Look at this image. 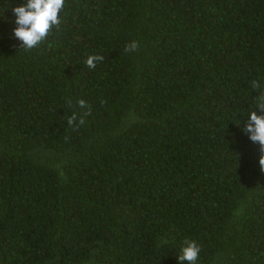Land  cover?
Instances as JSON below:
<instances>
[{
	"label": "trees",
	"instance_id": "1",
	"mask_svg": "<svg viewBox=\"0 0 264 264\" xmlns=\"http://www.w3.org/2000/svg\"><path fill=\"white\" fill-rule=\"evenodd\" d=\"M26 3L0 0V264H264V0H66L28 51Z\"/></svg>",
	"mask_w": 264,
	"mask_h": 264
},
{
	"label": "clouds",
	"instance_id": "2",
	"mask_svg": "<svg viewBox=\"0 0 264 264\" xmlns=\"http://www.w3.org/2000/svg\"><path fill=\"white\" fill-rule=\"evenodd\" d=\"M66 7V0H27L23 6L15 7L12 11L16 16L14 29V37L21 42L20 47L26 51L38 48L52 34L54 29H58L62 23L61 13ZM140 48V44L133 40L125 46L126 52H136ZM103 55H89L85 60V65L94 70L98 63L103 62ZM253 89L259 90L261 84L258 80L252 81ZM256 98L255 108H259L264 112V91L259 92ZM71 107L72 102L68 100ZM80 109H87L78 114L73 111L67 118L68 126L77 131L80 126L85 124V117L91 114V107L83 99L77 101ZM243 131L249 135V139L253 143L259 144L260 170L264 172V115H258L255 110H251L247 116ZM184 247L181 254L177 257L178 264H197L200 246L195 241H184Z\"/></svg>",
	"mask_w": 264,
	"mask_h": 264
}]
</instances>
